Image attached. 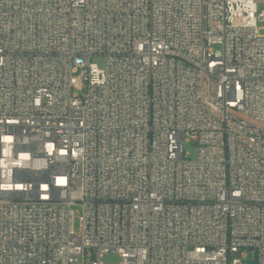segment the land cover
Here are the masks:
<instances>
[{"label": "built area", "instance_id": "1", "mask_svg": "<svg viewBox=\"0 0 264 264\" xmlns=\"http://www.w3.org/2000/svg\"><path fill=\"white\" fill-rule=\"evenodd\" d=\"M260 3L0 0V264H264Z\"/></svg>", "mask_w": 264, "mask_h": 264}, {"label": "rangeland", "instance_id": "2", "mask_svg": "<svg viewBox=\"0 0 264 264\" xmlns=\"http://www.w3.org/2000/svg\"><path fill=\"white\" fill-rule=\"evenodd\" d=\"M257 11L258 12H263L264 13V3H260L257 5ZM257 26L262 28L259 30V34L264 36V18L261 19V21H259L257 23ZM93 63H95L99 68H102L104 66V60L100 57H96L92 59ZM184 151L187 154V158H189L190 160H194L197 156V146L196 144L191 140L187 143H185L184 145ZM73 210L75 211V219H74V228L77 231L78 230V213H79V208L78 207H74ZM252 254L250 252L246 253V256L242 259L243 264H251V260H252ZM87 261H91V255L88 254L87 255ZM119 257L116 254H105L102 258H101V262L103 264H118L119 263Z\"/></svg>", "mask_w": 264, "mask_h": 264}]
</instances>
